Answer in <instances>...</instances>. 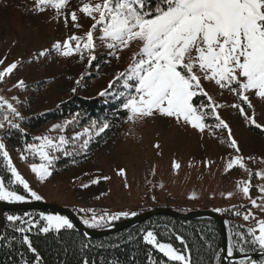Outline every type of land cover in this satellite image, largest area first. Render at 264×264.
Listing matches in <instances>:
<instances>
[{"label":"rangeland","instance_id":"1","mask_svg":"<svg viewBox=\"0 0 264 264\" xmlns=\"http://www.w3.org/2000/svg\"><path fill=\"white\" fill-rule=\"evenodd\" d=\"M87 2L89 0H68L62 14L57 15L52 7L35 11L36 0H0V72L13 63L17 65L0 80V97L21 115L48 112L72 94L99 95L109 88V82L117 73L125 72L132 63L133 54L141 46L139 41L110 56L109 50L96 39L97 59L90 67L87 66V53L82 60L79 54L65 57L54 48L57 42L63 44L73 35L84 37L89 31L93 21L79 11ZM97 2L102 0H91L93 4ZM72 12L78 17L75 24L71 19ZM99 36L100 32L95 31L94 37ZM72 44L74 46L75 42ZM41 52L44 55H40ZM194 73L201 77V87L220 105L217 112L229 125L231 136L240 149L238 153L228 146L229 130L215 128L218 121L214 116L206 117L210 127L201 132L174 117L154 114L129 121L127 113L92 161L58 173L53 163L52 174L43 181L30 168L33 163H41L38 157L33 161L22 160L21 153L6 148L15 168L30 188L42 197L40 201L28 197L22 203L57 205L74 213L80 222L81 216L85 215L80 209H92L98 215L122 211H135L138 215L154 208H180L183 210L177 211L180 213L202 210L220 213L215 209L224 210L241 204L247 207L240 223L257 229V221L264 220V199H261L264 193L260 191L264 179L255 175L264 173V131L247 123L233 105L244 107L246 115L264 126V99L258 97L255 90H250L246 93L252 105L249 108L229 89H221L214 81L203 79L198 68ZM46 79L52 80V88L38 94L34 83ZM21 81L23 87H17ZM122 83L114 84L110 93L118 96L123 91ZM73 88L77 89L76 93L72 92ZM194 99L197 104L207 103V97ZM60 123L63 122L50 123L38 136L65 135V132H49L54 124ZM236 155L244 158L246 167L253 174L248 197L237 187L238 182L249 180L248 173L239 166L225 171L230 159ZM173 162L179 167L173 168ZM0 179L3 178L0 176ZM94 180L97 183H92ZM20 193L27 197V193ZM252 200L257 201V207H253ZM249 211L253 216L246 221L243 216ZM40 213L67 216L53 210H40ZM130 218L121 217L114 223ZM184 254L188 255L187 252Z\"/></svg>","mask_w":264,"mask_h":264},{"label":"snow or ice","instance_id":"2","mask_svg":"<svg viewBox=\"0 0 264 264\" xmlns=\"http://www.w3.org/2000/svg\"><path fill=\"white\" fill-rule=\"evenodd\" d=\"M67 5L68 0H36L34 10L42 11L46 7H52L57 15H61ZM79 11L85 17L91 18L93 23L84 37L73 35L63 44L57 42L54 48L60 55L68 57L79 54L83 60L87 53V66L90 67L97 59L96 39H99L109 50L110 56H115L117 50L128 48L132 42H141L139 51L133 54L132 63L125 72L116 74L113 81L109 82V88L101 91L100 96H109V90L113 85H119L122 81L120 87L123 91L114 98L124 101L121 107L128 113L129 121L160 114L174 117L178 122L183 121L203 132L210 127L206 117L214 116L218 121L215 125L216 129L229 130L228 146L237 153L240 151L237 142L231 136L229 125L217 112L220 105L216 104L201 87V77L194 73V69L198 68L203 73V79L214 81L221 89L227 88L232 91L249 108L252 105L246 93L250 90H255V94L264 99V0H102L94 4L89 0L82 4ZM71 19L75 24L78 19L75 12L71 13ZM75 26L79 27V25ZM97 30L100 32L98 38L94 37V32ZM40 55H44V52ZM16 67L17 65L13 63L0 72V80ZM79 83L78 80L77 84ZM16 86L23 87V82H19ZM76 91V88L72 89L73 93ZM198 96L207 97V103L197 104L194 98ZM233 107L239 109L247 123L264 131V126L258 124L253 117L246 115L244 107L239 104ZM5 108L9 115H4L3 120H0V128L5 127L6 121L9 129H16L23 134L24 129L18 121L23 120L24 117L11 103L0 97V109ZM75 122L76 117H73L72 120L54 124L49 132L64 133L67 127ZM109 127L108 123L100 125L93 121L82 133H75L71 137L64 134L36 136L33 139L38 143H27L21 153V159H25L27 155L38 157L41 163L39 165L33 163L30 168L43 181L52 174L50 168L57 159L55 155L57 152L62 151L66 156L71 155L66 145H72L75 149L77 142L83 136L97 129V134L102 133ZM88 143V139H83L79 148H87ZM0 157L3 158L11 176L7 183L0 179V201L22 203L26 202L28 197L40 201L42 197L30 188L13 165L2 140H0ZM172 166L179 167L176 162H173ZM234 166H239L248 173L249 180L237 184L243 195L248 197L253 174L246 167L244 158L239 155L230 159L225 171ZM255 175L264 179V173L258 172ZM92 183L97 181L94 180ZM12 185L22 187L27 197ZM87 186L83 185V187ZM260 191L264 193V187H261ZM228 195L231 196V193ZM251 203L253 207L258 206L256 200H252ZM215 211L223 210L215 209ZM80 212L85 213L81 216V223L87 229L111 227L113 222L121 217L137 215L135 211L99 215L92 209H80ZM234 214L241 215L239 211ZM5 215L7 221L15 227V231L23 234L22 243L34 254L36 249L26 233L37 228L40 222H43L38 228L41 233L52 231L59 233L76 227L69 217L59 214L40 213L39 221L31 218L28 213H25L27 219L17 215ZM252 216L249 211L244 214L243 219L247 221ZM225 224L227 225L228 222L225 221ZM257 225V229L249 228L241 231L237 228L231 231L225 257L229 264H264V220L257 221ZM141 235L146 245L162 253L169 261L193 264L191 257L184 254L188 251V246L181 235H176L175 239L184 245V251L177 249L171 243L161 242L153 230L142 229ZM84 236L87 237L88 233L85 232ZM89 246V243L81 242L82 249ZM250 252H259L261 258L253 259L249 255ZM235 253H239L240 258L233 260ZM213 255L219 262L220 253L215 251ZM35 259L39 264L41 257L37 254ZM149 259L151 264V257ZM83 264L89 262L84 260Z\"/></svg>","mask_w":264,"mask_h":264},{"label":"trees","instance_id":"3","mask_svg":"<svg viewBox=\"0 0 264 264\" xmlns=\"http://www.w3.org/2000/svg\"><path fill=\"white\" fill-rule=\"evenodd\" d=\"M51 81L46 79L35 82L34 84L38 88L37 93L48 92L52 88ZM114 96L117 94L110 93L107 97L72 94L48 112L29 116L21 115L24 119L18 122L24 129L23 134L16 129H9L5 121V127L0 128V140L3 141L6 148H11L16 153H22L26 144L37 142L33 138L52 122H64L76 117V122L65 130L67 137H71L75 133H82L84 128L90 127L93 121L100 125L108 123L110 127L104 132L97 134V129L83 136L77 142L75 149L72 145H66L71 155L66 156L62 151L57 152L54 168L58 173L90 162L127 115V112L121 107L124 101L116 99ZM4 115H9L6 108L0 109V120H3ZM9 118L12 119L11 116ZM83 139L89 140L87 148H79ZM26 158L29 161L36 160V157L31 155H27ZM0 176L5 183L11 179L2 157H0ZM12 187L24 192L20 186L12 185ZM246 207V205L239 204L218 213L228 222L226 225L228 243L232 230L239 228L241 231H246L249 229L245 224L240 223V218ZM173 209L183 211L180 208ZM236 211H239L241 215H235ZM25 213L39 221V210L8 212V214L21 217H25ZM27 218L25 217V219ZM42 225L43 222H40L37 228L26 233L32 246L36 249L34 254L27 245L22 243L23 234L16 232L13 224L5 218L0 228V264H37L35 259L37 254L41 257L39 264H83L84 260H87L89 264H150V257L151 264H179V262L169 261L162 253L150 245H146L142 240V229L155 231L161 242L171 243L177 249L184 251V245L175 239L176 235H181L188 246L187 253L193 264H219L213 253L215 251L220 253V235L216 223L209 218L182 220L168 215H155L140 224L102 238H87L76 228L62 230L59 233L55 231L41 233L38 228ZM130 235L131 239H129ZM82 241L89 243L90 246L82 249ZM255 253L257 252H250L249 255ZM234 255L240 254L235 253ZM260 258L261 256L253 259L259 260Z\"/></svg>","mask_w":264,"mask_h":264},{"label":"water","instance_id":"4","mask_svg":"<svg viewBox=\"0 0 264 264\" xmlns=\"http://www.w3.org/2000/svg\"><path fill=\"white\" fill-rule=\"evenodd\" d=\"M27 210H53V211L62 212L66 214L70 220H72V222L76 226L75 228L78 231H80L82 234H84L85 232L88 233L87 238H102V237L109 236L123 229L140 224L141 222L145 221L147 218L151 216H155V215H168V216H171L177 219H182V220L209 218V219H212L216 223L218 231H219V235H220V253H221L220 257L221 259L219 261V264H229V262L225 259L226 249L228 246V237H227L225 220L221 215L211 212V211L202 210V211H190L187 213H180L170 208H154L152 210H148L143 213H140L130 219H125L120 222L114 223L113 226L111 227H106L103 229H87L78 220V218L74 215V213H72L71 211L67 209H63L57 205L46 204V203H41V202L5 203V202L0 201V226L3 223L4 214L6 212L27 211ZM250 256L258 257L261 255L259 252H257ZM239 258H240V255H234L233 260H236Z\"/></svg>","mask_w":264,"mask_h":264}]
</instances>
